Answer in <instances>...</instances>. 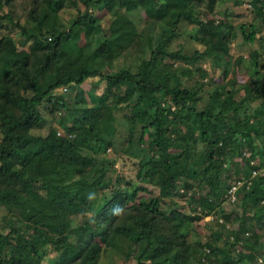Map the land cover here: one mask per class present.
<instances>
[{"label": "trees", "instance_id": "1", "mask_svg": "<svg viewBox=\"0 0 264 264\" xmlns=\"http://www.w3.org/2000/svg\"><path fill=\"white\" fill-rule=\"evenodd\" d=\"M12 1L0 0V13L11 23ZM33 2L30 22L35 28L17 24L25 37L22 45L10 35L0 37V212L8 208L15 215L9 229L0 230V264H97L107 248L123 251L125 246L137 264H182L200 248L206 252L199 264H264V249L260 254L257 250L264 245V234L257 230L251 241L241 240L248 224L264 226V173L254 178L264 169V141L257 144L254 137L264 136V131L251 123L253 115L264 116V70L256 53L251 54L250 72L241 56L235 58V78L223 91L214 90V101L202 106L201 85H186L192 69L166 66L167 59L197 62L207 54H220L226 60L222 76L229 72L232 25L226 17H214L217 0ZM67 4L79 13L64 29L58 15ZM196 6L204 11L195 13ZM137 8L146 21L166 25L156 45L144 36L147 48L138 70L110 73L91 64L96 58L109 64L139 41L141 32L126 14ZM254 10L263 21L264 0H254ZM185 24L197 26L192 38L204 43L203 50L187 51L185 42L173 46ZM240 28L246 41H255L257 25ZM82 37L87 44L93 41L89 53L65 50V43ZM195 69L196 75H204L200 67ZM94 76L105 86L89 102L82 84ZM63 86L77 90L72 101L53 91ZM42 105L50 113L64 110L68 122L62 132L53 125L46 133L32 132L47 124ZM199 141L207 147L190 157L189 147ZM110 147L139 158L137 182L114 189L93 211L96 222L90 223L83 213L90 212L94 202L86 196L88 189L103 186L104 168L97 162L105 167L102 161ZM244 148L250 153L242 173L226 168L228 156L242 154ZM189 160L197 170H192L194 177L182 179L192 190L189 205L198 215L180 212L174 197L178 167ZM156 180L159 193L144 185ZM236 180L242 182L237 198L244 209L237 229L189 241L181 227L195 216L221 213L225 194ZM116 204L126 214L109 216ZM162 205L178 219L164 223ZM246 216L251 218L248 223ZM48 246L57 254L44 263Z\"/></svg>", "mask_w": 264, "mask_h": 264}, {"label": "rangeland", "instance_id": "2", "mask_svg": "<svg viewBox=\"0 0 264 264\" xmlns=\"http://www.w3.org/2000/svg\"><path fill=\"white\" fill-rule=\"evenodd\" d=\"M33 7V0H13L9 5V10L14 19V22H9L5 18V16L0 13V37L3 35H10L11 37H14L20 45H22L25 37L21 36L20 28L17 24L32 29L35 28L33 23L30 22V11ZM81 8L83 9L82 6H80V9ZM200 11H204V8L201 6H196L195 13H199ZM78 13L79 12L77 8H75L72 4H67L59 12L58 23H60V26L62 28L67 29L72 21L76 18ZM126 14L137 24L138 30L141 32L140 39L133 46L129 47V49L123 50L109 64H100L98 62V58L92 59L93 61L90 62L91 64L98 65L106 72L112 73L121 68H127L131 72L137 71L139 65L143 60L145 50L147 48L144 44V36H149L153 42V45H156L160 42L162 34L165 33L166 25L161 21L150 19L146 21L142 8L128 11L126 12ZM213 15L216 19L226 17V22L232 25V40L230 50L232 51L233 56L228 61L229 72L225 75V77L222 75L223 64L226 62V60L220 54H207L200 58V60L197 62H186L183 60L173 59L166 60V66L168 68L178 69L181 67H189L192 69L193 76L187 80L186 85H192L194 83L201 85L202 89L198 93L203 95V101L199 103V106L204 105V103H206L207 101L213 102L214 96L212 95V92L216 89L218 91H223L224 85L235 78V69L233 66L235 58L241 56L243 58V67L248 66V71L250 72L252 70L253 64V58L251 57V54L255 52L259 63L264 70V20L262 21L260 19V16L255 15L254 0H217ZM247 23H254L258 26V35L253 42L246 41L242 35L240 27L242 24ZM196 28L197 26L194 24H185V31L180 36V38H178L173 43V46H175L176 42H185L187 51H191L195 47L203 50V48L205 47L204 43L197 42L194 38H192L196 33ZM84 41L85 40L83 37L71 40L64 44L65 50L68 53L72 54L81 53L82 55H86L94 47V44L92 43L93 41H91V44H87ZM196 66L200 67V69L204 72L203 76L196 75ZM241 79L243 80V78ZM237 80L238 84L242 83V81L238 79V77ZM104 86L105 81L98 76L88 77L82 84V88L86 92L85 97L88 98L89 102L91 101L92 97L95 98L96 96H100ZM71 90L72 88L70 89L63 86L56 87L53 91L56 94H61L66 99L72 101L77 90ZM42 113L47 119V124L43 128L32 129L33 133H46L49 126L51 125H53V127H56L58 132L63 131L62 129L64 128V125L68 122L64 110L50 113L47 109H44L42 105ZM191 123L192 122L189 123V126L192 127ZM251 123L254 127H257L258 129L264 131V116L256 117L253 115L251 118ZM189 132L190 130L185 128L184 134L186 136H188ZM180 138L183 140L182 136ZM254 141L257 144H261L264 141V136L259 138L254 137ZM192 144V147H189L190 157L196 152L201 155L202 151H204V149L207 147L206 143L203 141L193 142ZM249 153L250 151H248L247 148H244L242 154L229 155L226 168L236 170L241 169L242 173V168H244L245 166L244 157L246 158ZM104 156L105 158L102 161V164L105 167L97 162L100 167L104 168L103 186L100 189H97L95 187L88 189L89 192L97 193V199L94 201V208L91 209L90 212L95 211L100 206V203L104 200V198L111 194L114 189L120 187L123 189H128L130 188L129 184H127L128 182H137L136 171L138 167V157H136L135 155L127 154L120 148L113 149L111 147L106 149ZM192 170H197V168L196 165L190 160L184 162L183 165H180L178 167L176 177L177 192L174 197L175 201H177L178 203L177 206L180 212L189 215H198L197 213L200 212L194 211V209L189 205V195L192 190L188 188V186L182 179V177H184L185 175L194 177ZM262 173H264V169L258 170L254 178H257ZM144 185L151 189L153 193H159L160 191L158 180H156V182H154L152 185L148 183H144ZM228 200L223 199L220 210L223 215H221V213L213 214L211 212L209 215L203 218H198L197 216H195L193 220L189 221V223H186L181 227L182 231L187 232L189 241H205L210 238V234L212 232L224 233L228 235L232 233V230L234 231L235 229H237L240 216L243 215L244 211L241 204L242 200L239 197L232 202ZM164 210V215L169 220L167 221V219H164V223L169 224V222L171 223L172 219H178V217H174V214L170 213V209L168 207H164ZM13 218H15L14 213L11 212L8 208H3V210L0 212V230H8V223H11ZM77 218L79 219L80 217ZM219 218H222V220H220ZM249 221H251L250 216H246L245 223H248ZM257 230L261 231L264 234V226L259 227V225L257 226L256 224H248L241 240L251 241L252 235ZM261 241L264 244V235ZM263 249L264 245L260 247L257 246L259 254ZM125 250L126 246L123 251L107 248L103 252L97 264H137L136 259L133 258L132 255L128 256L127 253L124 252ZM205 252L206 250L204 248L198 249L188 260H186L182 264H199V259H204ZM56 254L57 252L48 246L44 263H46V259H48L49 257H53Z\"/></svg>", "mask_w": 264, "mask_h": 264}, {"label": "clouds", "instance_id": "3", "mask_svg": "<svg viewBox=\"0 0 264 264\" xmlns=\"http://www.w3.org/2000/svg\"><path fill=\"white\" fill-rule=\"evenodd\" d=\"M97 199V193L95 192H89L86 196V200L91 203L94 202ZM109 216L111 217H120L125 213V208L120 205V204H116L113 205V207L109 210ZM83 215H85L90 223H95L96 219H95V213L94 212H84Z\"/></svg>", "mask_w": 264, "mask_h": 264}, {"label": "built area", "instance_id": "4", "mask_svg": "<svg viewBox=\"0 0 264 264\" xmlns=\"http://www.w3.org/2000/svg\"><path fill=\"white\" fill-rule=\"evenodd\" d=\"M254 173L256 172L255 170L253 171ZM241 184L240 180L234 181L231 186L228 188L226 192V196L230 201H234L237 198V189L239 185Z\"/></svg>", "mask_w": 264, "mask_h": 264}]
</instances>
